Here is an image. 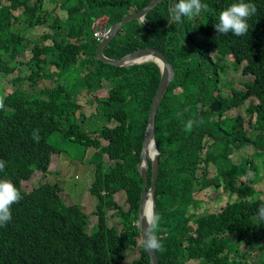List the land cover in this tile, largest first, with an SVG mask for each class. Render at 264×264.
<instances>
[{"label": "trees", "instance_id": "trees-1", "mask_svg": "<svg viewBox=\"0 0 264 264\" xmlns=\"http://www.w3.org/2000/svg\"><path fill=\"white\" fill-rule=\"evenodd\" d=\"M147 1L61 0L65 16L60 19L50 17L49 10L42 8L43 0H0V76L16 70L9 78L10 90L4 92L0 86L5 105L0 109V159L6 162L0 179L12 181L22 197L12 205L11 221L0 227V264H147L136 226L141 179L135 163L159 71L152 61L120 66L102 62L95 56L92 36L95 25L106 27ZM171 1H159L142 22L125 21L102 48L105 55L118 57L137 47H155L173 67L154 115L158 150L154 211L161 218L157 236L164 247L156 252L158 262L264 264V221L257 212L264 197L251 181L257 165L247 158L234 162L230 155L244 143L264 149V0H243L254 4L257 12L247 21L248 33L240 37L217 35L214 29L219 13L240 0H202L207 9L195 18L183 17L182 22L172 18ZM18 21L23 24L18 26ZM37 24L50 30L30 37ZM24 48H29V56L17 60ZM225 55L251 78L239 88L231 86L229 95L219 96L214 90L216 68L222 69L218 59ZM103 80L109 87L105 95L97 96L95 90ZM82 94L91 104L89 115L81 111L78 96ZM215 97L220 108L209 112L207 104ZM245 100L246 126L237 113L227 116V129L221 128L223 110ZM189 119L203 123L186 132ZM56 129L83 146L79 161H84L87 191L95 200V220L89 229L84 207L64 202L56 180L39 181L28 190L21 186V180L34 171L51 173L50 153L58 149L48 136ZM34 130L39 132V143L32 138ZM217 139L231 147H217ZM88 147L90 155L83 159ZM209 162L214 165L211 176L206 174ZM248 169L254 175L245 181L242 176ZM149 180L147 168V186ZM218 184L233 199L215 211H187L198 202L193 196L197 186ZM117 191L123 193L126 207L113 199ZM109 208L117 215L119 228L107 224ZM130 246L138 254L124 261ZM253 248L258 254L249 261L246 255Z\"/></svg>", "mask_w": 264, "mask_h": 264}, {"label": "rangeland", "instance_id": "rangeland-1", "mask_svg": "<svg viewBox=\"0 0 264 264\" xmlns=\"http://www.w3.org/2000/svg\"><path fill=\"white\" fill-rule=\"evenodd\" d=\"M72 0H69L71 2ZM149 1V0H148ZM147 1V2H148ZM146 2V3H147ZM61 0H57L54 3L47 0H43L42 8H46L49 10L50 17L54 15L58 16L60 19L61 17L65 16V8L63 5L60 4ZM162 13V11H161ZM190 18H195L196 16H189ZM135 20V19H134ZM18 26H21L23 23L21 21L17 22ZM49 27L44 24H37L34 25V28L31 30L29 35H32L30 37H33L34 35H41L43 32L49 31ZM60 34L57 35V38H59ZM49 40L46 39V42ZM24 48L23 53L18 54L17 60L20 59V61H24L29 56V48ZM214 53V51H211V55ZM212 58L213 55L211 56ZM227 58L221 57L218 59L222 63V69L220 67L216 68V83L215 88L216 92L219 91L220 94L223 96L229 95L231 93V86H234V88H239L240 83L243 80L250 79V75H243L240 73L239 68L241 64H238L237 68H234L232 66V63L229 60L228 55H225ZM18 67L23 70L24 65L21 63H18ZM16 73V70L13 71V74ZM11 74V76L13 75ZM10 75L3 77L0 76V86L3 87V91L7 92L11 88V82L9 78H11ZM51 84L50 80H39L40 84L42 82ZM214 83V82H213ZM109 87V83L106 80L102 81V86L95 90V93L97 96L105 95L106 91ZM193 87V86H192ZM212 88V85L209 86ZM196 87H193V90H195ZM206 95V94H204ZM88 96L85 94H82L78 96V102L83 105V109L81 110L85 115H89V110L91 109V104L86 99ZM248 99H251L253 101H256L254 98L249 97ZM93 103V102H92ZM247 100H245L241 105L236 107H231L224 109L222 112V116L219 115V117H225L224 120L219 122V126L221 128L227 129L229 126L230 118L227 116H234L237 113H239L242 116V125L246 126V119L247 114L244 113V106L246 105ZM212 117L219 118L213 116L214 114L210 113ZM91 118V116H90ZM112 121L108 123V125H111ZM48 141L50 144L58 150L52 151L50 153V162L48 168L50 169L51 173H44L42 174L39 171H34L31 175V177L27 180H21V186L28 190L33 185H35L39 181L43 180H56L59 185L60 189L58 191L60 197L63 198L64 202L66 203H73L77 202L81 204L84 207L85 212L88 214V223L87 228L89 229L90 226L93 224L95 220V215L92 214L94 209V198L92 195H90L87 191V182L86 178L87 175L85 173V165L84 161H79L83 155L82 145L70 141L67 138H64L61 136V132L59 129L53 130L49 136ZM208 141V140H207ZM215 145L217 147L224 146L225 148L231 147L230 144L227 141H224V144H222V141L220 139L216 140ZM101 142H105L104 139H101ZM234 152H231V158L234 162H238L240 159L247 158L249 161L251 160L255 166V176L251 173V170L248 169L245 176H242L245 181H249L250 177L252 178L251 181H253V184L257 190L261 191V196L264 197V164L262 161H264V149L255 148L251 143H244L241 146H236ZM92 148H86L84 151V157L83 159H86L89 157L90 152ZM103 160L105 163H108V159L106 158L105 154L103 155ZM88 163V162H87ZM200 173V169H196V174ZM214 173V165L212 163L207 164L206 174L208 176H211ZM193 196L198 200L195 206L188 207L187 211H192L193 213H202L205 211H215L220 206L224 204V202L227 199H233L234 195L228 194L226 191H224L221 188V185L218 184L216 186H205V187H198L195 189V192L193 193ZM113 199L122 207H126V202L124 195L121 191H117L113 193ZM114 210L112 208L106 209L105 215H106V221L108 225H115L116 227H120L118 221H117V215L113 212ZM241 248H244L245 245L240 244ZM138 254V250L135 246H130L125 250V257L124 261H128L135 257ZM258 254V250L256 248H253L250 250L246 258L249 261H253ZM264 257V253H262V258ZM186 264H197L195 260H188Z\"/></svg>", "mask_w": 264, "mask_h": 264}, {"label": "water", "instance_id": "water-1", "mask_svg": "<svg viewBox=\"0 0 264 264\" xmlns=\"http://www.w3.org/2000/svg\"><path fill=\"white\" fill-rule=\"evenodd\" d=\"M161 0H149L147 3L137 8L134 11L124 14L119 19H115L105 29L103 37L95 43V55L102 62L111 65H127L132 62H141L144 60H151L156 63L159 69V77L155 86L154 92L149 101L146 114V122L143 129V137L141 140L138 160L135 163V167L140 176V195L139 203L137 207V219L136 225L139 224L142 211H144V203L149 198L150 208H155V180L157 177L158 170V150L154 141V115L159 103V100L168 84L173 77V67L171 63L165 58L163 53L155 47L142 46L134 48L118 57H110L102 52V47L107 43L110 38L115 34L116 30L127 20L136 19L138 22L144 17V14L155 6ZM174 0L171 1L173 3ZM209 112L216 111L219 109V102L216 99H211L208 104ZM147 168L150 170V180L148 186L146 185V171ZM139 231L140 239H142V231L137 226ZM147 264H159L156 252H148Z\"/></svg>", "mask_w": 264, "mask_h": 264}, {"label": "clouds", "instance_id": "clouds-1", "mask_svg": "<svg viewBox=\"0 0 264 264\" xmlns=\"http://www.w3.org/2000/svg\"><path fill=\"white\" fill-rule=\"evenodd\" d=\"M207 7H208L207 4L202 3V0H178V2L170 3L169 12L171 13L172 18L175 21L182 22L183 17L199 16L202 11H205L207 9ZM256 12H257V8L254 4L245 3L243 2V0H240V2L238 3H232L231 5H229L227 8H225L219 13L218 22L214 24V29L216 34L224 35V34L232 33L234 36L237 37L247 34L249 30V25L247 21ZM143 19L144 17L141 20H139V22H142ZM107 26L106 27H102L100 25L94 26L92 31V36L94 37L96 42L103 37ZM146 61H151V60H144L141 62H146ZM141 62H132V63H141ZM212 99H216V98H212ZM200 102L201 100L198 103L200 104ZM4 107H5L4 100L3 98H0V109H3ZM219 108H220V103H219ZM198 123H203V121L202 120L194 121L193 119H189L185 124L184 130L186 132H191L194 127V124H198ZM32 138L36 143H39L40 136L38 130L33 131ZM5 166H6V162L3 159H0V172L4 171ZM21 199H22L21 194L12 181L8 179H0V227L7 226V224L11 221L12 205L18 203ZM257 212L259 219L261 221H264V204L258 206ZM160 219H161L160 216L151 208L142 211L139 224L136 226H138L142 231L143 236L140 241V246L145 251L160 252L164 250L163 244L161 243L160 239L157 236V232L160 227Z\"/></svg>", "mask_w": 264, "mask_h": 264}, {"label": "bare ground", "instance_id": "bare-ground-1", "mask_svg": "<svg viewBox=\"0 0 264 264\" xmlns=\"http://www.w3.org/2000/svg\"><path fill=\"white\" fill-rule=\"evenodd\" d=\"M149 208H150V200H149V198H147V200L144 203V210H147Z\"/></svg>", "mask_w": 264, "mask_h": 264}, {"label": "flooded vegetation", "instance_id": "flooded-vegetation-1", "mask_svg": "<svg viewBox=\"0 0 264 264\" xmlns=\"http://www.w3.org/2000/svg\"><path fill=\"white\" fill-rule=\"evenodd\" d=\"M214 90L216 91V88H214ZM219 94V96H222V94L219 93V91L217 92ZM216 98V97H215ZM217 99V98H216ZM218 100V99H217Z\"/></svg>", "mask_w": 264, "mask_h": 264}, {"label": "crops", "instance_id": "crops-1", "mask_svg": "<svg viewBox=\"0 0 264 264\" xmlns=\"http://www.w3.org/2000/svg\"><path fill=\"white\" fill-rule=\"evenodd\" d=\"M234 151H235V149L232 150V152H234ZM230 154H231V153H230ZM263 162H264V161H262V163H263Z\"/></svg>", "mask_w": 264, "mask_h": 264}, {"label": "built area", "instance_id": "built-area-1", "mask_svg": "<svg viewBox=\"0 0 264 264\" xmlns=\"http://www.w3.org/2000/svg\"><path fill=\"white\" fill-rule=\"evenodd\" d=\"M96 33V32H95Z\"/></svg>", "mask_w": 264, "mask_h": 264}]
</instances>
